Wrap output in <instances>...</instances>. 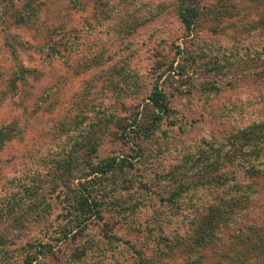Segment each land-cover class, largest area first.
Listing matches in <instances>:
<instances>
[{"label": "rangeland", "instance_id": "obj_1", "mask_svg": "<svg viewBox=\"0 0 264 264\" xmlns=\"http://www.w3.org/2000/svg\"><path fill=\"white\" fill-rule=\"evenodd\" d=\"M220 5L224 6L219 8L221 17H212L208 11L190 33L178 17L177 0H77L76 5L73 0H13L0 5V129L17 128L15 138L0 149V203L7 192L12 193L11 179L38 176L41 188L48 185V191L58 183L44 205L47 211L51 209L49 225L36 227L31 221L33 204L17 217L23 228L15 223L8 228L14 230L15 241L11 239L10 245L12 252L20 250L18 259H23L29 244L36 248L44 244L48 249L34 264H140L139 251L151 255L156 253L152 249L155 241L180 237L184 243L174 246V242V249L164 253L160 263L185 264L190 250L198 248L194 238L201 220L199 213L191 215L195 209L189 199L177 203L182 229L175 231L174 225L158 231L157 213L171 211L160 200L164 187L169 190L181 182L191 184L215 177L217 165L209 168V161L223 152L229 138L253 123H264V79L260 74L264 69V25L253 34H244L242 28L247 20L264 23V0L202 2L208 10ZM234 5L239 9L237 15L233 14L237 10ZM238 39L246 44V50L259 52L258 62L249 61L245 73L241 68L206 80L198 64L207 63L204 57L211 53L208 49L228 55L241 44ZM60 42L76 45V52L51 55L50 46ZM239 51L243 54L245 49ZM93 57L96 63L90 59ZM193 58L197 62L189 75L196 87H188L178 66L191 65ZM171 62H175L174 72L164 74ZM123 66L144 79L140 97L123 99L109 89L105 71ZM158 82L163 84L170 110L159 124L151 122L149 101L141 102ZM212 84L220 90L206 93L204 86ZM114 102L116 119L133 131L131 138L142 134L140 127L152 123L153 131L142 139L138 136L124 141L114 135L127 134L116 123L108 126L107 121L100 122L89 128L95 124L93 117L108 115ZM76 114L83 115L78 120L87 124L85 130H91L86 134L91 138L88 147L79 150L66 142L64 131L68 124L75 126ZM88 150L94 165L111 156L133 162L134 167L123 176L128 183L120 190L122 197L118 194L126 212L115 211L113 205L107 207L84 233L72 230L71 239L61 240L62 228L69 226L62 204L64 183L77 188L88 180L89 167L82 159ZM260 161L252 164L257 166ZM226 170L260 192L252 196L249 205L239 207L246 209L242 214L232 217L223 232L224 246L205 252L203 260L206 264H264V255L256 250L264 247V176L246 175V165L239 163ZM209 186L212 194L220 190L217 184ZM231 187L227 195L236 196L237 189L234 184ZM105 230L118 239L107 240ZM242 242L254 249L252 254H244L247 246Z\"/></svg>", "mask_w": 264, "mask_h": 264}, {"label": "trees", "instance_id": "obj_2", "mask_svg": "<svg viewBox=\"0 0 264 264\" xmlns=\"http://www.w3.org/2000/svg\"><path fill=\"white\" fill-rule=\"evenodd\" d=\"M203 1L204 0H177L178 17L189 33L192 32L189 30H194L203 20V18L207 17L208 11L212 13V17L222 16V14H220L219 8L224 6L220 5L216 8H209L208 10L206 6H202ZM9 2H13V0H0V5H4V3L8 4ZM73 3L76 5L77 0H73ZM233 8L237 9L233 13L237 15V13H239V9L235 5ZM246 15H248V13ZM248 21L249 20H247L246 24L244 23L245 25H242V28L245 31L244 34H253L255 33V30L264 25L262 21H259L258 23L257 21ZM214 31L217 32L216 30ZM238 41L241 44L238 43L235 47L236 51H232L228 55H221L220 52H217L213 47H211L208 49L211 53L205 54V57L202 56V58L204 57V59H208V61L204 64H198V70L201 69L204 73H206V80H211V78L214 77H222L224 73L226 75L229 73L230 75L232 71H237L241 68V71L245 73L246 70L244 68L249 63V61L255 63L258 62L260 59L259 52L252 48L249 49L254 50L253 52L246 50V44L241 42V39H238ZM241 47L245 49L243 54H241L239 51ZM50 49L52 52L51 55L63 56L61 51H68L69 53L76 52V45L69 46L68 42H60L59 44L50 46ZM178 52L183 53L184 50L178 49ZM213 54L215 56H213ZM190 57L192 56L190 55ZM90 59H94L95 63L97 62V59L94 57ZM195 60V58L192 59L191 65L182 64L178 66V68L181 69L179 75L182 79L186 80L185 85L188 87H196L192 76L189 75V70H191L193 65L197 62ZM174 63L175 62L169 63V66L166 67L164 74L168 72H174ZM208 70L211 71L212 74L207 72ZM105 72L106 74L103 76L108 81L107 83L109 85V89L114 95L124 99L129 96L135 98L144 93V88L146 85L144 79L126 67L123 66L122 68H115V70L112 69V72ZM260 74L264 79V69L261 70ZM163 75H161L160 78L163 77ZM162 85L163 84H161V86ZM161 86L159 82L154 84L149 94H146L147 97L141 98V102L147 100L149 101L151 109L153 110L151 114V122L155 121L157 124L163 120L164 116L169 110L168 97ZM204 87L206 89L204 90L206 93L220 90V88H218V86L215 84ZM115 106L116 104L114 102L112 109H110L107 113L108 115H104L107 117L109 116L108 118L104 116L100 117L99 114H96L93 117L95 124L89 128L98 126L100 122L104 123L107 121L108 126L110 123H116L117 126L120 127L122 131H126L127 134L125 133L118 135L114 133V135L116 138L125 141V139L131 138V134L133 132L132 130H137V128L131 129L132 132H129L126 127L122 126L120 124L121 119H119V117L116 119L117 114ZM81 116L80 114H76V122L72 123V125L75 126L70 127L68 124L64 129L66 132L65 136H67L66 142L68 144L72 143V147H76L77 150L84 149V147L87 148L91 139L87 138L86 135L87 132L91 130H85L87 128H84L87 124H85L82 120H78L81 118ZM135 124L138 125L139 123L135 121ZM153 125L154 124L152 123L151 125L140 127L139 130L142 131V134H138L133 137L138 139L139 136L140 139H142V136H145L147 132L153 131ZM16 131L17 128L14 125L6 126L0 129V149L15 138L14 135ZM73 132L76 134H72ZM136 133L138 132L136 131ZM236 133L237 134H234L229 138V143L227 144V147L223 148V152H219L217 158V155H215L211 161H209L212 163L209 168H213L217 165L218 175H215V177L212 176L207 180L204 179L202 182L197 183L186 184L185 182H181L169 190H167L165 186L164 195H161L160 197V200L163 201L165 206L169 207L172 211L167 214L157 213V228L160 233L165 231V228L168 226L176 225L175 231H180L182 229V219L176 212L178 209L177 203L178 201H181L182 198L189 199L191 202L190 206L195 209L190 212L193 217L195 216L193 212H197L200 215L201 222L196 225L198 229L196 234H198V237L194 238V240L198 242V248L190 250L188 255H186L185 264H206L203 259L207 251H213L218 247L221 248L224 246L223 232L225 228L230 225L232 217H236L246 210H240L239 207L249 205V203L252 202V196L260 192L259 190H256L255 187L250 188L249 184H242V182H240L237 177L232 175L230 176L226 168L229 169L230 166L239 163L241 166L246 165V175L250 176L262 174L264 176V123H253L247 128ZM133 137L131 139L134 140L135 138ZM93 149L94 153H96V147ZM88 152L84 155L85 158H82L84 161H86L85 164L89 167V172H87L85 176L88 180H86L84 183L80 182V185L77 188L74 185H67L66 182L64 183L65 191L62 198V204L67 211L66 216L69 226L62 228V231L60 232L61 240L71 239L69 234L72 230H78L80 234L84 233L88 228V224L92 220L100 217L103 213V210L107 207L109 209V207L113 205L115 211H120L121 214L126 212V208H124L118 200V194L124 187V184L128 183L123 176L126 170L132 169L134 167L133 162L129 161L127 158L120 159L118 156H111L96 162V165H94L89 161L92 157L90 154L91 151L88 150ZM235 159H237L238 162L234 163ZM259 160L261 161L257 165L258 167L256 164H252L253 161ZM74 169H76V166L73 168V170ZM60 170L61 166L58 165L57 171L60 172ZM173 174L174 173H172V175ZM175 177L176 176H174V178ZM11 182L13 190L10 192L12 193L7 192L8 196L6 195V197L2 199L0 203L3 204L0 205V254H2L0 255V264H34L40 255H45L44 253L48 249L47 246L41 244L40 247L36 248V246L33 244H29L26 247L28 252L23 255V259H18L20 258L19 254H21L20 250H15L16 253L12 252L11 247L13 244L10 245L11 239H14L15 241V238H13L14 230L9 231L8 228L14 223L17 227L21 225L20 229L23 228L24 226L21 219H18L17 217L19 216L21 210H27L31 208L33 204L35 207L29 214L31 221L37 225L36 227L41 225L46 227L49 225L50 223L48 219L52 213L51 209L47 211L46 208H44V205L48 200L46 196H49L52 192H55V188L58 183L50 186L48 191V185L45 188H41L38 176L31 180L14 178L11 179ZM213 184H217L220 189L216 194H212L210 191L209 185ZM231 184H234V188L237 189L235 190L236 196L233 197L227 195L228 193L232 192ZM236 186L239 187L237 188ZM120 197H122V195H120ZM59 199H61L60 196ZM187 232L190 233L191 230L187 229ZM104 235V237L109 241H112L113 237L118 239L116 235H108L107 230L104 231ZM164 241H166V243H164ZM174 242L176 243L174 246H177L178 243L183 244L184 240H182L180 237H176L175 240L173 238L171 240H165L164 237H162L161 241H155L154 246L152 247V249L156 250V253L145 256L142 251H139L138 253L140 254L138 256L140 257V264L160 263L161 259H163L165 256L164 253L168 254L170 251H172V249H174ZM169 243L171 244L168 245ZM242 243L247 246L244 254H252L254 249H250L249 244H246L245 242ZM144 244L142 246H146ZM166 247L168 248V251H166ZM34 249H36L35 254H33ZM164 250L166 252H164ZM256 250L259 252V254L264 255L263 246L260 245V247H257ZM83 252L85 251L83 250ZM154 256L155 259L153 258Z\"/></svg>", "mask_w": 264, "mask_h": 264}]
</instances>
